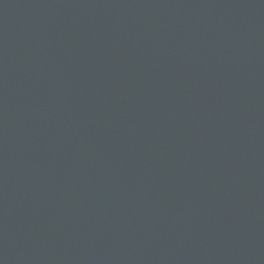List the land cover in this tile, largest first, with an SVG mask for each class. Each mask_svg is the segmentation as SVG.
Returning <instances> with one entry per match:
<instances>
[{"label": "water", "instance_id": "obj_1", "mask_svg": "<svg viewBox=\"0 0 264 264\" xmlns=\"http://www.w3.org/2000/svg\"><path fill=\"white\" fill-rule=\"evenodd\" d=\"M0 264H264V0H0Z\"/></svg>", "mask_w": 264, "mask_h": 264}]
</instances>
